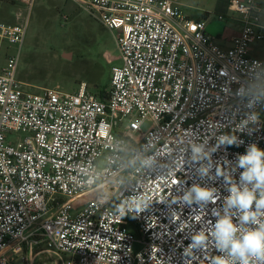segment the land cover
Wrapping results in <instances>:
<instances>
[{
  "label": "built area",
  "instance_id": "built-area-1",
  "mask_svg": "<svg viewBox=\"0 0 264 264\" xmlns=\"http://www.w3.org/2000/svg\"><path fill=\"white\" fill-rule=\"evenodd\" d=\"M70 1L118 33L120 64L107 98L86 82L29 92L17 77L28 23L0 20V264H240L215 226L258 227L228 204L233 187H253L240 157L264 151L258 0H230L242 28L227 47L173 0Z\"/></svg>",
  "mask_w": 264,
  "mask_h": 264
},
{
  "label": "rangeland",
  "instance_id": "rangeland-1",
  "mask_svg": "<svg viewBox=\"0 0 264 264\" xmlns=\"http://www.w3.org/2000/svg\"><path fill=\"white\" fill-rule=\"evenodd\" d=\"M173 1L188 16L207 20L213 36L222 33L229 36L237 29L233 19L239 15L230 11V0ZM0 20L28 23L17 77L29 85L26 88L29 92L56 86L73 92L80 83L86 82L95 93V84L100 82L97 79L106 82L112 66L120 64L115 59L119 56L115 38L118 33L109 32L70 0H30L27 4L20 0H0ZM253 51V56L264 62V43ZM149 127L150 122L146 121L143 130ZM18 136L8 134V141L13 142ZM43 249L45 245L41 243L34 251ZM60 257L68 259L66 254H44L34 264H61Z\"/></svg>",
  "mask_w": 264,
  "mask_h": 264
},
{
  "label": "clouds",
  "instance_id": "clouds-1",
  "mask_svg": "<svg viewBox=\"0 0 264 264\" xmlns=\"http://www.w3.org/2000/svg\"><path fill=\"white\" fill-rule=\"evenodd\" d=\"M227 142L229 145L233 144L235 137H222L220 143ZM194 151L199 152V148ZM240 166L246 170L243 173L242 179L246 182L253 183L250 190L244 187L243 190H238L236 187L231 189L232 196L228 200L230 206H237L242 215L240 220L247 224L258 225L256 228H238L230 217L225 216L216 224L215 236L218 240L221 249L227 248L230 255L240 259V264H251L250 258H257L264 261V220L258 219L264 216L260 210L264 209V151L253 146L248 151L247 155L241 156L239 159ZM260 189L261 194L257 196L256 190ZM196 193V199L208 200L212 193L200 188H193ZM186 196L185 199H189ZM255 207V211L250 209ZM238 233H240L238 235ZM196 244H199L203 237H195ZM195 246V245H194ZM217 264H224L223 261H218Z\"/></svg>",
  "mask_w": 264,
  "mask_h": 264
},
{
  "label": "crops",
  "instance_id": "crops-1",
  "mask_svg": "<svg viewBox=\"0 0 264 264\" xmlns=\"http://www.w3.org/2000/svg\"><path fill=\"white\" fill-rule=\"evenodd\" d=\"M21 1L27 4V1H28V0H20V2H21ZM258 2H259V4L261 5V7L263 8V10H264V0H258ZM204 21H206V31H207V33L210 34L211 36H213V34L210 32V30H209L208 27H207V20H204ZM233 21H235V24H236V26H237V29L231 31V34H230L229 36H226L224 33L219 34V36H218L219 38L216 37V36H213V37L215 38L216 42H217L219 45L223 46V47H227V46H229V41L231 40V38H232V37H235L236 35H238V34L240 33V31H241V28H242V25H241V16H240V15L237 16V18L233 19ZM263 43H264V42H263ZM261 44H262V43H259L257 46H255V47L252 49V51H251L252 55H253V52H254L253 50H255L256 48H258ZM254 57H255V56H254ZM255 58H257V57H255ZM258 59H259V58H258ZM260 60H261V59H260ZM39 256H40V255H39ZM37 258H38V256L35 258V260H36ZM35 260H34V262H35ZM16 262H19V260H16V261L14 262V264H15ZM18 264H21V262H19Z\"/></svg>",
  "mask_w": 264,
  "mask_h": 264
},
{
  "label": "trees",
  "instance_id": "trees-1",
  "mask_svg": "<svg viewBox=\"0 0 264 264\" xmlns=\"http://www.w3.org/2000/svg\"><path fill=\"white\" fill-rule=\"evenodd\" d=\"M94 80H96V79H94ZM97 80L100 82L95 84L96 89H97V91H96L97 93L96 92L95 93L101 98H107L108 89H109V85H110V78H109V80L107 78V81L104 83H102L101 79H99V78ZM38 251H40V250H38ZM38 251H36V252H38Z\"/></svg>",
  "mask_w": 264,
  "mask_h": 264
}]
</instances>
